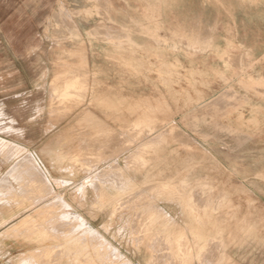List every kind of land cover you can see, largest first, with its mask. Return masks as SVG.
I'll return each mask as SVG.
<instances>
[{
	"label": "crops",
	"instance_id": "crops-1",
	"mask_svg": "<svg viewBox=\"0 0 264 264\" xmlns=\"http://www.w3.org/2000/svg\"><path fill=\"white\" fill-rule=\"evenodd\" d=\"M64 1L69 11L73 12L67 34L79 36L77 42L66 41L63 45L65 52L71 53L66 60L80 64L87 76V93L80 118L89 111L97 117L99 130L113 132L108 136L105 147L122 149L123 140L125 145L130 143L128 148L137 146L126 157L127 161L131 157L132 163L139 162L135 159L137 154H134L138 149L149 142H153L152 147L159 144V139L154 140L155 135L159 136L160 132L165 134L171 126H176L177 133L174 137H166V143L161 145V153L145 155L146 171L115 174L111 170L103 172L98 169L97 174L92 175L87 167L79 173L74 171L73 163H81L77 153L70 157V160L74 158L71 161L61 154V148L74 146V136L69 130L71 125H61L59 128L44 121L25 129L28 134L23 144L37 158L38 169L34 166L33 174L41 168L48 169L53 181L50 195H63L73 212L82 213L88 222L82 221V227L87 226L88 229L82 231L81 235H63L59 232L50 235L48 231H42L44 235L40 237L18 232L19 235L12 238L27 241L24 244L35 242L33 239L36 238L43 240L47 245L36 246L40 247L42 253L35 255L34 261L36 264H51L53 256L67 250L81 255L90 248L87 242L93 239L100 242L106 238L107 232H114L123 238L130 235L129 240L133 242L134 234L136 237L141 235L138 232L147 216L145 210L153 206L166 211L170 231L185 229L186 223H189L216 240L220 234L222 242L226 244L225 251L200 253L198 243L192 255H182L155 247L150 251L149 243L145 246L136 244V247L130 243L128 250L122 246V250H119L111 243L116 251H97L96 262L89 264H218L217 260L223 258L229 260L227 264H264V247L254 250L257 247L255 242L264 244V141L251 134V131H264V0ZM143 3L161 4V7L157 15H150L143 13V8L140 11ZM94 6H97L98 14L93 13ZM171 6L174 11H171ZM66 14L69 15L68 11ZM171 16L177 19V27H170ZM226 54L234 59L231 64L226 62ZM41 56L45 58V55ZM33 83L40 84L42 79L38 81L35 76ZM235 85L237 89L230 90ZM36 94L37 91L35 97ZM42 108L40 115H54L49 109ZM138 123L146 126L142 130L147 132L144 137H139L140 145L138 142L132 144L135 134L132 137L122 135L128 131L136 133L129 127ZM162 137L164 140V135ZM176 137L179 143H175ZM0 139L13 148L23 149L13 163L27 149L2 136ZM85 145L89 146L90 143L83 142L82 147ZM202 149L207 154H202ZM4 154V151L0 154V178L11 170L13 164L6 160ZM111 160L113 164L116 163V158ZM26 169L24 174L31 173L30 167ZM118 175L133 182L126 188L127 191L119 194L123 202L130 205L129 209H125L124 203L123 207L107 204L106 199L112 193L99 188L101 182L109 186L113 180L121 187L123 184H119ZM153 180L161 181L157 185L167 183L169 189L166 193L181 195V203L171 200V195L166 193L160 198L153 196L152 188L156 185L150 182ZM172 181H178L181 189L178 186L171 188L175 183ZM63 182L68 184L63 185ZM81 184L82 187L86 184L89 186L82 201L76 203L71 199L74 190H70ZM128 191L131 198L125 200ZM98 194L103 195L104 203L99 200L98 204L95 203ZM141 195L148 199H136ZM221 196L225 197L224 203H218ZM251 196L259 202L250 205ZM192 197L197 198L196 206L188 210L186 203ZM199 200L201 203H198ZM15 206L5 207L3 212L9 215L10 212L37 210L28 204L17 209ZM53 208L71 211L69 207L61 209L58 205ZM117 209L121 212L129 210L130 215L126 217L130 220L121 219L119 224L116 219L113 220ZM90 216L96 218L93 220ZM122 217L123 214H120L119 218ZM32 221L18 220L10 225L2 224L0 227H4L0 234L10 228H48L44 220L35 225L29 224ZM95 222L97 226L93 225ZM62 224L52 227H68L67 223ZM156 226L160 227L159 224ZM89 228L92 234H89ZM118 228L128 231H118ZM160 237L168 243L167 236ZM191 237L188 233L187 238ZM135 241L137 243L139 240L135 238ZM10 244V238L4 237L0 248L2 264H12L17 257L33 255L28 250L26 254L17 252ZM71 264L88 263L86 260H74Z\"/></svg>",
	"mask_w": 264,
	"mask_h": 264
},
{
	"label": "rangeland",
	"instance_id": "rangeland-1",
	"mask_svg": "<svg viewBox=\"0 0 264 264\" xmlns=\"http://www.w3.org/2000/svg\"><path fill=\"white\" fill-rule=\"evenodd\" d=\"M160 7L161 4L146 5L145 3H143V5H141L140 7V11L143 8V13L148 12L150 13V15H157ZM68 8L69 7L64 0H0V136L13 141L18 146H23L29 149L25 144H23L25 143V137L28 134V132H25V129L32 128L33 125L39 123L41 124L44 121H47L52 125H58L59 128L61 127V125H71L69 127V130L70 134L73 133L74 136V146L68 148L66 147V149L61 148V151L63 152L61 154L65 155V157H69V161L74 159L72 158L70 160V157H72L73 154H78L77 156L78 158H80L81 163H73L74 171L79 173L81 171H84L86 167L90 172L93 173L92 175L97 174L98 169H102L103 172L111 170V172L118 174L120 171L119 167H122V173L124 171H146L145 155H152V153L156 155L157 152L161 153L163 149L161 148V145L165 142L166 137L168 135L169 137H174V135L177 133V128L176 126H172L173 128H169L170 130L167 129L164 134L163 141L160 138V135L156 136V133H154V140L160 138L159 144H156L151 149H147L143 153H138L135 159H137L139 163H135V165H133L132 167H126V163L128 162L126 157L130 154V152L133 151V149L135 150L137 146L128 148L130 143L128 142V144L125 145L123 140L122 149H120V147H116L115 149H110L108 146L105 147L106 145L104 144L107 143L106 141L108 140V136L110 137L113 132H111L110 130L106 132L99 130L96 124L97 117L92 115L89 111H86L85 115L81 116L80 118V115L83 112L82 108L87 93V76L86 71L80 64L73 63L71 60H66L67 57H71V53L65 52V48H63V45H65L66 41L71 43L72 41L77 42L76 40H79V36H72L71 34H67V28L71 26V17L73 15V12L69 11ZM173 8L174 7L171 6V11H174ZM67 11L69 15L66 14ZM88 13L92 15L91 12ZM93 13L98 14L97 6H94ZM154 23L155 26L158 27L156 21H154ZM177 26V19L175 18V16H171L170 27L172 28ZM41 55H45V58ZM231 57L232 56L230 54H226V60H228L226 62L228 64H231L232 61H234V59H232ZM42 60L43 63L41 62ZM35 76L37 77L38 81L42 79V83L35 85L33 83V78ZM203 85L205 87L208 86L207 84ZM34 87H37L36 90L34 89ZM233 87L234 89L230 90L235 91L237 89L236 85ZM35 91H37L36 97ZM42 107L49 109L48 111L54 115H40L41 111H43ZM32 111H36L35 114L32 113ZM25 125H27V128L24 127ZM145 127L146 126H142L140 123L134 124L129 127V129H132V131H137L136 133H133V135L135 134V137L132 140V144H136L137 142L138 145L141 144V138L139 137H144L147 134V132L142 130L143 128L145 129ZM129 133L131 134L132 132L128 131L127 134L122 133V135L129 136ZM148 133L152 134L153 132ZM29 134L37 133L29 132ZM63 134L66 133L63 132ZM83 134L84 138L82 137ZM159 134H162V132H160ZM251 134L264 141V131H251ZM177 138L178 137L175 138V143H179ZM83 142H88L90 143V145H85V147H82ZM30 150L35 152L33 148H30ZM186 150L188 151V149ZM2 151H4L5 153L6 149L2 148ZM66 151H70L71 153H66ZM105 152L107 153V155H105L104 157ZM0 154L2 155L1 152ZM202 154H207V152L202 149ZM114 158H116L115 164H113V161L111 160ZM27 164L28 166L23 163L22 167H30L29 170L31 172L33 171L34 166H36V169H38L37 163H35L34 161L31 163L27 162ZM41 165L45 167L42 162ZM1 166L2 165H0V168ZM40 171L44 172V168H41ZM8 173L9 172L7 171L6 175H4V177H7L5 178L7 179V182L5 181L4 177L0 178V181H2L3 179V181H5L3 183H0V224L3 225H10L13 222H17L20 219L19 216L24 217L29 214V212L21 211L10 212L9 215H7L8 213L6 214L3 212V209H5V207L16 205L14 208L17 209L18 206L23 207V204H28L29 207H33L32 205H34L35 203H29V201L26 199V193L30 190L40 192L41 188L39 180L41 179L42 175H39L37 179H34V181L27 185L28 182L26 184L24 182L26 180L22 177H19L17 174ZM121 179L122 180H120V182L123 183V186L118 187L116 189L117 191L115 190L116 192H114V194L116 196L113 197V194H111L107 198L115 199L116 201H108H110V203H114V205L117 204L119 207H123V203L125 204V202H123L124 199H122L119 195L120 192L125 190L127 191V186L124 183H128L129 185L133 183L125 176H122ZM150 182L156 184L152 188V193L153 196H156L157 198L162 197L164 193H166V190L169 189V185L167 183H162L160 184V186H158L157 183H160V180H153ZM172 182H175V185L173 184L171 188L176 189L179 185L177 183L178 181ZM24 183L26 184V186H23ZM67 184L68 183L63 182V185ZM82 184L75 185L70 190H74V194L71 196V199L76 203L82 201V199L85 197L86 188L89 186L86 184L84 187H82ZM178 188L181 189V187L179 186ZM93 189L94 191H96V188L93 187ZM18 193H20V195H18ZM171 193L172 192H167L166 194L171 195ZM129 194V191L126 192L125 200L131 198ZM98 196H96L95 202L97 204L98 200H103V195L98 194ZM51 197L52 196L50 194L42 195V197L39 198L40 201H38V204L46 201ZM142 197L143 198H141V196H138L136 199L140 198V201L142 199H148V197ZM224 198V196L219 197L218 203H222L224 201ZM170 199L177 200L181 203V195L176 194V192L175 194L171 195ZM120 201L122 203H119ZM255 202L257 203L259 201H257L256 197L251 196L249 204L253 205ZM55 205H58V208L61 209L68 208L65 207L58 199L47 202L43 207L31 213L36 215V220L29 222V224L34 223L35 225L36 223L41 222V220L66 219V221H61L60 223H67L68 227L65 228V230L68 229L70 232L68 230L64 231L62 233L63 235H65L66 233L81 235L82 231L88 229L87 226L86 228H83L81 225L84 224L79 222L83 220L88 224L86 219L82 217V213L80 214V212L78 211L75 212L77 214L79 213V216H77L73 214L74 212L71 208L69 209L71 211H57L53 208V206ZM181 205L183 206V204ZM125 206V209L130 208L129 204H125ZM195 206L196 205H193V207L191 209L188 208V210H193ZM145 213L147 216L144 218L143 226L139 229L138 232V234H141L142 236L137 235L136 237V234H134L133 242L129 240L130 235L126 238H123L121 235L120 237L122 238H120L119 236L114 234V232H107L105 233L106 238L103 236L105 239H101L100 242H96V240L94 239L92 241L89 240L90 243L87 242V245L90 248L86 249L81 255L78 256L73 251L67 250L57 256H53L51 264H71L74 260H77L78 262H83L84 260H86V263L88 264L93 263L96 262L94 259L95 255L98 257L96 253L97 251H116L111 247L113 245L119 248V250H122L120 246L128 250V246H130V243H133V247H136V244H138L139 246H145L146 243H149L150 251H153L156 248L167 253L182 252V255H192V253L195 252L194 246H197V241L203 240L205 241L206 247L204 251L199 250L201 253L209 252L212 250H215L219 253L225 251L226 244L222 242L220 234L218 239L216 240L214 239V237L206 236V234L201 233L199 230L195 229L192 224L189 223H186L185 229H180L179 231H170V229L168 228L170 225L168 224L169 220H167L169 217L167 216L166 211H162L161 215L155 216L154 218L152 217V215H150V213ZM31 214L25 218H29ZM120 214H123L122 218H119ZM128 214L130 215L129 210L121 212L119 209H117L113 214V220L116 219V221H118V224L120 223L121 219L129 221L130 219L126 217ZM81 217L82 220H79ZM90 217L93 218L92 216ZM95 218H93V220ZM96 223L97 222H95V224L93 225L95 226ZM157 224H159L160 227H157ZM3 227H0V230ZM90 229L91 228H89V234ZM117 230L128 231V229L119 228ZM155 230L160 233L159 236L149 235V233L151 234V232ZM251 230H257V228H251ZM112 231H114V229H112ZM188 233L192 236L191 239L187 238ZM163 235L168 237V243L167 240H161L160 236ZM132 236L133 235L131 234V237ZM135 238L139 240L137 243L135 241ZM153 240H156V242L153 243ZM25 242L27 241H24L21 238H10V246L17 252H25L27 249H29L27 247L28 245L24 244ZM254 244L257 246L256 249H254L256 251H258L259 248L260 250H262L261 247H264V244L262 245L256 242ZM186 246H188L189 249L192 250H189L188 252L187 250L185 251L184 248ZM153 247L155 248L151 249ZM182 249H184V251H182ZM228 262L229 260H226L225 258L217 260L218 264H227ZM0 264H2L1 259ZM12 264H15V262Z\"/></svg>",
	"mask_w": 264,
	"mask_h": 264
},
{
	"label": "bare ground",
	"instance_id": "bare-ground-1",
	"mask_svg": "<svg viewBox=\"0 0 264 264\" xmlns=\"http://www.w3.org/2000/svg\"><path fill=\"white\" fill-rule=\"evenodd\" d=\"M72 7V6H71ZM172 127V126H171ZM170 127V128H171ZM173 128V127H172ZM175 128V127H174ZM170 130V129H169ZM173 130V129H172ZM171 130V131H172ZM129 136H131L132 137V135H133V132L130 134H128ZM164 134H160V138L162 139V141H163V136ZM129 136H127V137H129ZM160 138H159V140H160ZM183 140V139H182ZM186 140V139H185ZM128 141H130V139H128ZM156 143V142H155ZM127 144H128V142H127ZM152 144H153V142H149V143H147L146 144V146L144 145L141 149H138V151L137 152H135L134 154H138V153H143L144 151H146L147 149H151L152 148ZM2 148H4V149H6V152H5V157H6V160H9V162H11V163H13L15 160H14V158H16V156H19V155H21L22 154V152H23V149H19V148H13L12 146H10L6 141H4V140H2V139H0V152L2 153ZM25 150V152H24V154H23V156L21 157V158H19L15 163H13L12 164V166H11V170L10 171H8L9 173L8 174H17L19 177H22L23 179H25L26 181H24L26 184H27V182H28V184L27 185H29L32 181H34V179H35V177L37 178V177H39V175H42V177H41V179L39 180V183H40V185H41V188H40V192L38 191V192H36V191H34V190H30V191H27V193H26V199L29 201V203L30 204H33V203H35V204H37V205H32L33 207H31V208H33V209H39V208H41V207H43L44 206V204L45 203H47V202H51V201H53V200H56V199H58L65 207H69L70 208V205H69V202H67L66 201V198L64 197V196H62V195H60L59 194V196H56V195H54V196H52L51 198H49V199H47L46 201H44V202H42V203H39L38 204V201H40L39 200V198H41L42 197V195H49V194H51V192H52V190H51V188H52V179H51V176H50V173H49V171H48V169H46V170H44V172H42V171H39V170H37L36 172H35V174H33V172H31V173H29L28 175H26V174H24L25 172H24V170H26V168H24V167H22L23 165V163L24 164H26V166H28V164H27V162H35V163H37V158H36V156H35V154L34 153H32L31 151H29L28 149H24ZM157 152V151H156ZM160 152H157L156 153V155H158ZM210 157V156H209ZM131 158V157H130ZM130 158L128 159V162L126 163L127 165H126V167H128V166H130V167H132L133 165H135V163H132L131 162V160H130ZM213 158V157H212ZM40 160V159H39ZM213 160H214V158H213ZM42 161V160H41ZM137 163H139V162H137ZM141 164V163H140ZM224 168V167H223ZM120 173H122V171L120 170L119 171V174ZM5 175H6V173H5ZM2 177H4V175L2 176ZM121 177L122 176H120V175H118L117 176V179H118V181H119V184H123V183H121L120 182V180H122L121 179ZM5 178H7L6 176L4 177V179ZM3 179V178H2ZM3 179V180H4ZM0 181V183L2 182H5L7 179H5V181ZM7 182V181H6ZM125 182V181H124ZM24 183V185L23 186H26V184ZM118 182L117 181H112L110 184H109V186H106L105 184H102V182L100 183V185H99V188L101 189V191H102V189H104L105 188V191L106 192H108V193H112L113 195V197L114 196H116L115 194H114V192H116L115 190H113L118 184H117ZM54 184V183H53ZM124 184H126V186L128 187V186H130L128 183H124ZM191 184V183H190ZM123 186V185H122ZM121 186V187H122ZM158 186H160V185H158ZM118 187V186H117ZM126 187V188H127ZM107 188H109V191H107ZM128 189V188H127ZM111 190H112V192H111ZM145 190V189H144ZM40 193V194H39ZM98 193V192H97ZM142 193V192H141ZM191 193V192H190ZM136 194V193H135ZM196 194H198V193H196ZM201 194V193H200ZM144 195V194H143ZM195 195V194H194ZM142 196V195H141ZM99 197V196H98ZM76 198V197H75ZM135 198V197H134ZM141 198H143V197H141ZM194 198H196V197H194ZM193 197L191 198V200H189V201H187V209L189 208V209H191L192 207H193V205H196V203L195 202H197L196 200H197V198L196 199H194ZM204 198V197H203ZM199 199H201V198H199ZM107 200V204H109L110 203V201H116L115 199H113V198H111V199H106ZM108 200H110V201H108ZM145 200V199H144ZM25 201V200H24ZM140 201V200H139ZM22 202H23V200H22ZM37 202V203H36ZM98 202V201H97ZM101 203H104L105 201L104 200H102V201H100ZM203 202H204V199H203ZM119 203H122L121 201L119 202ZM198 203H201L200 202V200H199V202ZM137 204H139V203H137ZM136 204V205H137ZM198 205V204H197ZM203 205V204H202ZM137 207H138V205H137ZM199 207H200V205H199ZM132 208H134V207H132ZM162 211H164V209H162V208H160V209H158V208H155V207H150V208H148L147 210H145V212H147V213H150V215H152V217L154 218L155 216H159V215H161V213H162ZM34 211H32V212H29V214H25L26 216H22V217H20V219L19 220H36L35 219V217H36V215L35 214H31V213H33ZM31 214V216L29 217V218H25V217H27L28 215H30ZM73 214H75V215H77V216H79L77 213H73ZM81 214V213H80ZM82 215V214H81ZM80 215V216H81ZM11 217V216H10ZM83 217V216H82ZM82 217L79 219V220H82ZM152 218V219H153ZM163 218V217H162ZM10 219V218H9ZM12 220V219H11ZM9 221V220H8ZM46 223H45V226H48V228H29V229H19V228H10V229H6L2 234H0V246H1V243H2V240L4 239V237H9V238H12V236H14V235H17L18 234V232H22V233H26L28 236L29 235H31V236H33V237H40V236H42V235H44V233L42 232V231H48V234H50V235H53V234H55V232H59L60 234H62L64 231H67V230H65V228H54V227H52V226H59V225H61L62 223H60L61 221H66V219H64V220H44ZM83 221V220H82ZM82 221H79L80 223H83ZM56 222H59L58 224L56 223ZM78 222V223H79ZM4 223V222H3ZM5 223H6V221H5ZM0 225H2V224H0ZM40 225H43V224H40ZM62 225H66V224H62ZM81 226H83V225H81ZM20 230H22V231H20ZM131 230V229H130ZM69 231V230H68ZM70 232V231H69ZM68 233H66L65 235H67ZM90 234H92V233H90ZM151 234L152 235H159L160 233L157 231V230H155V231H152L151 232ZM19 235V234H18ZM35 242H32V243H27V247L29 248V247H31V249L29 248V249H27L28 250V252L31 254H33V255H30V254H28V255H30V256H27V257H17L16 259H15V264H36V262L34 261V257H35V255H39V254H41L42 253V251H40V247H36V246H41V245H47L46 243H44L43 242V240H40V239H33ZM198 243H200L199 244V246H198V248H199V250L200 251H204L205 250V247H206V245H205V241H197V244ZM53 246H55L56 244H52ZM195 247V246H194ZM185 251L187 250V252L189 251V250H192V249H189V247L188 246H186L185 248ZM184 249H182V251H184ZM198 250V249H197ZM198 250V251H199ZM199 251V252H200ZM28 252H24V253H22V254H26V253H28ZM182 253V252H181ZM180 253V254H181ZM201 253V252H200ZM185 257H187V256H185ZM22 258V259H21ZM19 260V261H18ZM182 262H183V260H182ZM184 262H185V260H184Z\"/></svg>",
	"mask_w": 264,
	"mask_h": 264
}]
</instances>
